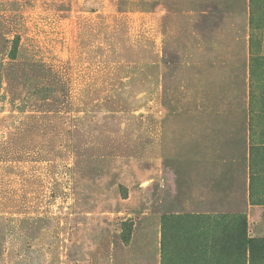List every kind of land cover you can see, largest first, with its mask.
Here are the masks:
<instances>
[{"label": "rangeland", "instance_id": "rangeland-1", "mask_svg": "<svg viewBox=\"0 0 264 264\" xmlns=\"http://www.w3.org/2000/svg\"><path fill=\"white\" fill-rule=\"evenodd\" d=\"M252 16L264 55V0H0V264H264Z\"/></svg>", "mask_w": 264, "mask_h": 264}, {"label": "trees", "instance_id": "trees-1", "mask_svg": "<svg viewBox=\"0 0 264 264\" xmlns=\"http://www.w3.org/2000/svg\"><path fill=\"white\" fill-rule=\"evenodd\" d=\"M254 9H255L254 5H251L250 6V10H252V12H253ZM253 16L251 18L252 34L250 35V50L253 52L254 64H252V67H251V75H252V78L254 76L256 78V81H258L259 83L261 82L263 84V86H264V71L260 72V70H262V68L264 69V55H262V54L259 55V56L255 55L256 54L255 51H257L256 50L257 47L255 46V40H254L255 32L260 29L257 26H260V24H259V21H257ZM219 224L223 225L221 223H219ZM224 228L228 229L229 228V224L226 225V223H225ZM239 239H241V238H239ZM256 243H262V242H257V241L255 242V241H252V240H249V241L247 240L246 241V245L248 247H250V250L253 253L255 252L256 247H257ZM218 252H220V250H218Z\"/></svg>", "mask_w": 264, "mask_h": 264}, {"label": "crops", "instance_id": "crops-1", "mask_svg": "<svg viewBox=\"0 0 264 264\" xmlns=\"http://www.w3.org/2000/svg\"><path fill=\"white\" fill-rule=\"evenodd\" d=\"M259 145H262V146H264V143H260ZM257 153V152H256ZM255 154V152L253 153V155ZM255 162H257V160H255ZM255 166H256V168L257 167H261L262 165H260L259 163H257V164H255ZM258 169V168H257ZM259 170V169H258ZM255 189H256V187H255V185H253V187H252V191L255 193ZM206 214H212V213H206Z\"/></svg>", "mask_w": 264, "mask_h": 264}]
</instances>
